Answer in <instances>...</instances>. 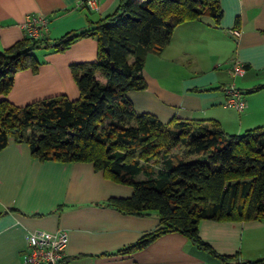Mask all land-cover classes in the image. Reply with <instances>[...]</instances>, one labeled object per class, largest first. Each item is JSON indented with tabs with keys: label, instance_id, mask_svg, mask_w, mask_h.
I'll return each instance as SVG.
<instances>
[{
	"label": "crops",
	"instance_id": "0c3cea01",
	"mask_svg": "<svg viewBox=\"0 0 264 264\" xmlns=\"http://www.w3.org/2000/svg\"><path fill=\"white\" fill-rule=\"evenodd\" d=\"M81 1L0 0V51L26 37L22 23L29 16L47 20L41 37L52 44L114 14L121 0H101L99 11H90ZM220 5L224 14L219 24L210 16L181 23L162 51L147 50V87L127 93L137 112L163 122L173 117L214 119L228 133L264 124V103L258 98L264 84H257L264 79V0H220ZM233 30L239 32L238 39ZM97 51V40L90 36L64 51L51 46L36 50L37 70L16 72L8 100L25 106L61 95L79 98L70 66L95 61ZM236 62L245 67L241 77L232 73ZM232 85L243 93L242 111L226 106ZM132 193V186L106 177L91 162L41 161L27 142L11 137L0 150V264H23L28 233L60 229L68 233L65 253L70 264H237L264 259V220L257 219H205L199 224L204 241L220 254L239 255L237 261L215 257L179 232L164 234L134 253L118 254L159 226L156 211L136 215L107 204L111 197Z\"/></svg>",
	"mask_w": 264,
	"mask_h": 264
},
{
	"label": "trees",
	"instance_id": "16d2710c",
	"mask_svg": "<svg viewBox=\"0 0 264 264\" xmlns=\"http://www.w3.org/2000/svg\"><path fill=\"white\" fill-rule=\"evenodd\" d=\"M223 14L220 0H121L114 14L91 28L52 44L26 35L0 51V150L12 137L27 142L41 161L91 162L106 177L133 188L131 196L111 197L108 205L136 215L158 213L159 226L118 254L179 232L213 256L237 261L239 255L220 254L200 237V222L264 220V124L228 133L214 119L163 122L137 112L127 97L147 87V50L162 51L181 23L206 15L217 25ZM89 36L98 43L96 60L70 66L79 98L61 95L25 106L8 100L16 72L37 70L36 50L64 51ZM180 147L182 156L173 154ZM237 264H264V259Z\"/></svg>",
	"mask_w": 264,
	"mask_h": 264
},
{
	"label": "built area",
	"instance_id": "2783aa9c",
	"mask_svg": "<svg viewBox=\"0 0 264 264\" xmlns=\"http://www.w3.org/2000/svg\"><path fill=\"white\" fill-rule=\"evenodd\" d=\"M81 3L90 11L100 10L101 0H82ZM22 28L27 36L39 38L41 37V29L47 28V20L38 15L29 16L22 23ZM231 33L234 39L239 38L238 31L233 30ZM232 73L234 76H243L245 73L244 65L240 62L234 63ZM229 93L230 97L226 101V106L242 111L246 107L242 92L232 85ZM68 240L67 231L61 229L55 232L36 230L28 233L23 264H70L65 253Z\"/></svg>",
	"mask_w": 264,
	"mask_h": 264
},
{
	"label": "rangeland",
	"instance_id": "374dc122",
	"mask_svg": "<svg viewBox=\"0 0 264 264\" xmlns=\"http://www.w3.org/2000/svg\"><path fill=\"white\" fill-rule=\"evenodd\" d=\"M204 17L205 18H210L209 16H206V15ZM258 82H260V83H257V84H264V79H262V80H260ZM237 88L239 89V87H237ZM258 93H259V95H258L259 100H261L264 103V89L262 91L258 92ZM245 97L248 98V93H246ZM261 101H259V102H261ZM244 131H245V129H244ZM182 152H183V147L182 148L180 147L177 150H174L173 154H179V155L182 156V154H183ZM151 164H153L154 166L158 167V164L156 162H152Z\"/></svg>",
	"mask_w": 264,
	"mask_h": 264
},
{
	"label": "water",
	"instance_id": "95a60500",
	"mask_svg": "<svg viewBox=\"0 0 264 264\" xmlns=\"http://www.w3.org/2000/svg\"><path fill=\"white\" fill-rule=\"evenodd\" d=\"M108 50V49H107Z\"/></svg>",
	"mask_w": 264,
	"mask_h": 264
}]
</instances>
